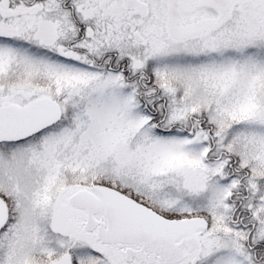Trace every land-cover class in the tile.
Returning <instances> with one entry per match:
<instances>
[{
	"label": "snow or ice",
	"instance_id": "6c2138e0",
	"mask_svg": "<svg viewBox=\"0 0 264 264\" xmlns=\"http://www.w3.org/2000/svg\"><path fill=\"white\" fill-rule=\"evenodd\" d=\"M0 264H264V0H0Z\"/></svg>",
	"mask_w": 264,
	"mask_h": 264
}]
</instances>
